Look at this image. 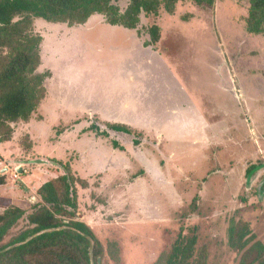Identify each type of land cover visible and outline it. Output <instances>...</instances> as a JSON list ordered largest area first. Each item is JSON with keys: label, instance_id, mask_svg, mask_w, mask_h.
<instances>
[{"label": "rangeland", "instance_id": "obj_1", "mask_svg": "<svg viewBox=\"0 0 264 264\" xmlns=\"http://www.w3.org/2000/svg\"><path fill=\"white\" fill-rule=\"evenodd\" d=\"M248 10L241 0L180 3L174 15L142 16L136 31L101 16L74 28L37 21L39 71L53 77L16 144L0 145L8 178L0 211L28 210L62 161L88 183L77 185L81 220L105 250L102 264H154L194 228L208 264H238L228 246L233 220L264 244V35L246 32ZM154 25L160 42L146 48Z\"/></svg>", "mask_w": 264, "mask_h": 264}, {"label": "trees", "instance_id": "obj_2", "mask_svg": "<svg viewBox=\"0 0 264 264\" xmlns=\"http://www.w3.org/2000/svg\"><path fill=\"white\" fill-rule=\"evenodd\" d=\"M119 1L0 0V144L15 143L17 126L29 124L48 97L47 81L53 74L39 71L43 62L44 38L35 31L37 21L74 28L101 16L110 26L136 31L142 16H158L162 10L174 15L180 3L213 7L216 2L127 0L128 5L123 10ZM241 1L249 5L244 20L246 32L254 36L264 35V0ZM149 35L150 39L144 44L146 48L160 42L161 28L152 26ZM108 125L115 132L134 134L129 126ZM93 127L96 128L91 126L89 129L93 131ZM96 133L108 136L97 129ZM20 142L24 145L18 144L26 149L31 148L29 137ZM114 145L119 149L116 143ZM56 163L62 172L36 189L38 201L35 204L27 202L28 210L15 205L0 211V264H93V258L98 264L104 256L105 250L94 231L81 220L77 185L87 188V181L78 178L68 163ZM7 185V175L0 172V188ZM23 220L27 224L19 229ZM197 232V228L190 235L181 232L172 249L154 264H208L209 252L205 247H199ZM228 246L237 255L238 264H264V244L246 221L231 222ZM107 250L115 259L118 257L116 242H110Z\"/></svg>", "mask_w": 264, "mask_h": 264}, {"label": "crops", "instance_id": "obj_3", "mask_svg": "<svg viewBox=\"0 0 264 264\" xmlns=\"http://www.w3.org/2000/svg\"><path fill=\"white\" fill-rule=\"evenodd\" d=\"M8 144H11V143H7V144H0V145H2V146H5L6 147V145H8ZM0 151H5V149H0ZM0 162H1V160H0ZM1 164V163H0ZM20 176V179H22L21 177L23 176L22 174H20L19 175ZM3 188H6V187H2V188H0V189H3ZM38 201V199H37V196H36V202ZM33 203V202H32Z\"/></svg>", "mask_w": 264, "mask_h": 264}, {"label": "water", "instance_id": "obj_4", "mask_svg": "<svg viewBox=\"0 0 264 264\" xmlns=\"http://www.w3.org/2000/svg\"><path fill=\"white\" fill-rule=\"evenodd\" d=\"M98 264H102V260L101 259L98 260Z\"/></svg>", "mask_w": 264, "mask_h": 264}]
</instances>
